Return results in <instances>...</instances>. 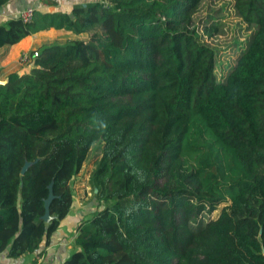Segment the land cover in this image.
<instances>
[{
    "label": "trees",
    "instance_id": "16d2710c",
    "mask_svg": "<svg viewBox=\"0 0 264 264\" xmlns=\"http://www.w3.org/2000/svg\"><path fill=\"white\" fill-rule=\"evenodd\" d=\"M203 1L91 0L0 21V46L86 33L0 81V252L49 241L97 141L99 207L60 264H264V0H230L250 32L222 77L221 21H196Z\"/></svg>",
    "mask_w": 264,
    "mask_h": 264
},
{
    "label": "crops",
    "instance_id": "0c3cea01",
    "mask_svg": "<svg viewBox=\"0 0 264 264\" xmlns=\"http://www.w3.org/2000/svg\"><path fill=\"white\" fill-rule=\"evenodd\" d=\"M87 1L91 0H9L0 7V21L17 16L27 6L47 11H69L73 3H85ZM62 6L64 8H61ZM61 33H66L65 41L86 37V33L83 32L74 33L65 28L49 27L28 34L13 44L0 46V81L5 80L11 72H21V70L27 69L19 61L20 53L24 49L40 50L42 46L50 44V42H58ZM87 213L77 214L72 206L68 214L60 220L59 225L50 235L48 242L44 239L34 252L19 257H10L6 249L2 250L0 252V264H60L73 250L75 226L80 219L88 215Z\"/></svg>",
    "mask_w": 264,
    "mask_h": 264
},
{
    "label": "rangeland",
    "instance_id": "374dc122",
    "mask_svg": "<svg viewBox=\"0 0 264 264\" xmlns=\"http://www.w3.org/2000/svg\"><path fill=\"white\" fill-rule=\"evenodd\" d=\"M229 4L230 0H204L196 14V21L199 16L203 17L206 14H212L215 17L220 18L221 24L219 27L221 28L218 34L214 35L213 39H211V41H216L217 43L215 72L218 77H222L225 68L230 67L234 63L241 42L243 41L240 38L250 32V28H248L247 23L241 20V18L230 9V6H228ZM61 8H64V6ZM200 21H202V19L198 22ZM64 37H66V33H61L60 38H58V42H55H65ZM99 152V142L96 141L92 144L87 158L79 171V175L76 176L73 182L75 202V204H73V208L77 214H84L85 212L90 214L91 211L99 207L98 202L94 198H91L92 191L88 180L90 171L96 163ZM224 204L225 203L218 204L216 209L210 214H217Z\"/></svg>",
    "mask_w": 264,
    "mask_h": 264
},
{
    "label": "built area",
    "instance_id": "2783aa9c",
    "mask_svg": "<svg viewBox=\"0 0 264 264\" xmlns=\"http://www.w3.org/2000/svg\"><path fill=\"white\" fill-rule=\"evenodd\" d=\"M33 6H27L22 9L18 15L23 18V20H30L33 15ZM39 50H23L20 53L19 61L20 63L24 64L27 68L33 66L35 64V58L38 56Z\"/></svg>",
    "mask_w": 264,
    "mask_h": 264
},
{
    "label": "water",
    "instance_id": "95a60500",
    "mask_svg": "<svg viewBox=\"0 0 264 264\" xmlns=\"http://www.w3.org/2000/svg\"><path fill=\"white\" fill-rule=\"evenodd\" d=\"M28 164H29V162H27L23 167H22V172L27 168V166H28ZM52 197H53V193H52V191H51V183L49 184V193H48V196L45 198V200H44V204H45V213L43 214V218H44V220H49L50 219V217H51V215L49 214V211H48V205H49V203H50V201H51V199H52Z\"/></svg>",
    "mask_w": 264,
    "mask_h": 264
}]
</instances>
